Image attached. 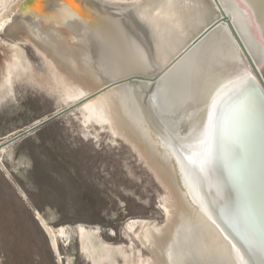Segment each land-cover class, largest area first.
<instances>
[{
    "label": "bare ground",
    "instance_id": "6f19581e",
    "mask_svg": "<svg viewBox=\"0 0 264 264\" xmlns=\"http://www.w3.org/2000/svg\"><path fill=\"white\" fill-rule=\"evenodd\" d=\"M1 34L0 101L22 75L34 78L30 43L84 130L131 143L169 194L162 225L125 223L129 248L97 226L53 227L34 210L59 258L73 232L91 264H238L232 244L247 264H264V0H0Z\"/></svg>",
    "mask_w": 264,
    "mask_h": 264
},
{
    "label": "rangeland",
    "instance_id": "374dc122",
    "mask_svg": "<svg viewBox=\"0 0 264 264\" xmlns=\"http://www.w3.org/2000/svg\"><path fill=\"white\" fill-rule=\"evenodd\" d=\"M23 46L34 78L22 75L14 95L0 101V144L46 122L0 154V264H91L73 232L69 244L59 242L60 259L34 210L53 227L97 226L106 242L129 248L125 223L143 218L162 225L169 194L131 143L107 129L96 137L84 130L76 103L62 104L60 88L49 84L42 54Z\"/></svg>",
    "mask_w": 264,
    "mask_h": 264
},
{
    "label": "water",
    "instance_id": "95a60500",
    "mask_svg": "<svg viewBox=\"0 0 264 264\" xmlns=\"http://www.w3.org/2000/svg\"><path fill=\"white\" fill-rule=\"evenodd\" d=\"M60 1H61V0H60ZM222 20L225 21V22H227L228 24H230V21H229L228 17H227L225 14H222ZM213 25H215V24H212V26H213ZM210 27H211V26H210ZM230 27H231V24H230ZM231 30H232V32H234V35L236 36L235 31H234V29H233L232 27H231ZM236 38H237V36H236ZM237 41H238V43H239V45H240V47H241V49H242V51H243V53H244L246 59H247V61H248L249 64L251 65L252 69H253L255 72H257V69H256L254 63L252 62V60H251L249 54L247 53L246 49L244 48V46L242 45V43L240 42V40H239L238 38H237ZM250 77H251V76H250ZM260 80H261L260 82H261V84H262V87L264 88V80H263V78H260ZM249 81H251V78H249ZM263 100H264V98H263ZM51 118H52V117H51ZM51 118H49V119H51ZM49 119H48V120H49ZM45 122H46V120L41 121L40 123L36 124V125L33 126L32 128H30V129H28V130H25V131H24L23 133H21V134H18L17 136L14 137V139L17 140V139L21 138L22 136H25V135H27V134H30L31 132L34 131L35 128H37L38 126L44 124ZM160 136H161V138H164L163 135H160ZM169 145H170V144H169ZM171 148H172V147H171V145H170L169 152L171 153V155H172V157H173L174 163L176 164L177 169H178L179 171L182 172V171L184 170V164L182 163V161H181V159H180V156H178V153H176V151L173 150V149H171ZM179 171H178V172H179ZM179 175H180V172H179ZM197 203L199 204L198 206H199L201 209H203V205L200 204V202H197Z\"/></svg>",
    "mask_w": 264,
    "mask_h": 264
},
{
    "label": "snow or ice",
    "instance_id": "6c2138e0",
    "mask_svg": "<svg viewBox=\"0 0 264 264\" xmlns=\"http://www.w3.org/2000/svg\"><path fill=\"white\" fill-rule=\"evenodd\" d=\"M5 31H7V29H5ZM251 78L250 74H245V76L243 78L240 79V83L237 87H243L244 85L247 84L248 79ZM214 108H215V99L213 101V106L212 108H210L209 110V123L207 125V129L209 131H211L214 128ZM206 142L208 143V147L205 149L203 156H202V160H201V169L203 170V165L210 163L211 161V137L208 136L206 137ZM232 247V251L235 253L236 255V259L238 261V264H247V261L244 260L243 256L240 253V250L234 245H231Z\"/></svg>",
    "mask_w": 264,
    "mask_h": 264
}]
</instances>
